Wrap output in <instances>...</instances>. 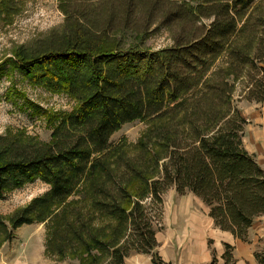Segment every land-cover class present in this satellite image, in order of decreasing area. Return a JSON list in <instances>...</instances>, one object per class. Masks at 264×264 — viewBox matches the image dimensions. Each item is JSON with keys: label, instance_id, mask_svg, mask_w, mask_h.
I'll return each mask as SVG.
<instances>
[{"label": "trees", "instance_id": "trees-1", "mask_svg": "<svg viewBox=\"0 0 264 264\" xmlns=\"http://www.w3.org/2000/svg\"><path fill=\"white\" fill-rule=\"evenodd\" d=\"M58 2L62 29L0 61V75L18 72L75 102L54 113L7 89L5 98L44 115L51 133L43 141L23 129L0 134V197L35 180L48 185L0 214V246L39 223L44 254L58 261L124 264L133 250L163 264L145 200L161 203L172 185L245 240L264 214V169L244 147L246 120L234 99L241 84V97L264 104V0ZM163 3L173 6L166 24L183 21L181 36L171 47L142 48ZM20 5L0 0V20L10 22ZM134 120L147 127L133 145L109 141ZM253 257L264 264V251Z\"/></svg>", "mask_w": 264, "mask_h": 264}, {"label": "rangeland", "instance_id": "rangeland-1", "mask_svg": "<svg viewBox=\"0 0 264 264\" xmlns=\"http://www.w3.org/2000/svg\"><path fill=\"white\" fill-rule=\"evenodd\" d=\"M58 4V0H21L20 11L10 22L0 20V61L11 57L16 47L33 45L50 32L62 29L64 14ZM172 7L164 3L159 5L155 23L145 34L142 48L158 50L171 47L175 37L181 36L179 30L182 20L166 24L163 19L164 12L170 13ZM208 22L206 19L202 21L204 24ZM185 24L189 27V22ZM13 85L41 110L54 113L70 111L75 104L74 99L64 93H52L43 87L33 86L18 72L9 76L0 75V134L23 129L27 135L36 136L41 141L48 140L51 129L46 126L44 115L33 112V107L21 109V99L14 102L5 98L7 89ZM240 86L234 99L236 108L243 99L239 92ZM146 127V122L139 120L125 123L110 136L109 141L115 144L125 139L133 145ZM47 188L46 183L35 180L7 192L0 197V214L11 213L16 207L28 203L32 197L44 193ZM145 201L156 231V250L163 264H257L253 254L264 251V214L256 217L245 240L235 242L232 239L231 247L226 250L224 246L219 249L214 247L210 229L189 226L190 222L195 225V220H198H191L190 212L202 209L189 192L178 194L172 185L161 195V203H152L148 198ZM13 235L0 246V264H77L70 260L58 261L44 254L43 224L22 225L16 228ZM151 258L150 253L132 250L124 259V264H155Z\"/></svg>", "mask_w": 264, "mask_h": 264}, {"label": "crops", "instance_id": "crops-1", "mask_svg": "<svg viewBox=\"0 0 264 264\" xmlns=\"http://www.w3.org/2000/svg\"><path fill=\"white\" fill-rule=\"evenodd\" d=\"M238 108H240L241 114L246 120L243 135L244 147L249 153L254 155L255 160L257 161L259 166L264 169V104L253 100L248 101L243 98L239 101ZM189 195L194 200H197L200 204V208H202L201 210L196 209L195 211L190 212L191 220H195L196 218L198 219L195 220V225L190 222V227L192 225L195 228L197 227L202 229H210L212 231V235H210V238L214 241L212 244H214V247H216L217 249L222 248V246H224L226 243L231 244L230 242L232 239L235 242L242 241L234 238L231 232L223 231L215 226L212 217H209V215L207 214L208 208L205 206L202 200L191 193H189ZM259 217L260 216H258L257 218ZM252 226H254V222L249 227L248 235L252 229Z\"/></svg>", "mask_w": 264, "mask_h": 264}]
</instances>
